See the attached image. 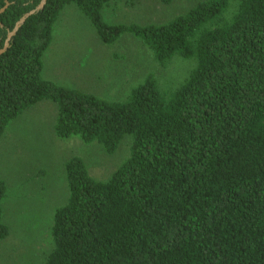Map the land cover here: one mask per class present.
I'll list each match as a JSON object with an SVG mask.
<instances>
[{"label":"trees","instance_id":"obj_1","mask_svg":"<svg viewBox=\"0 0 264 264\" xmlns=\"http://www.w3.org/2000/svg\"><path fill=\"white\" fill-rule=\"evenodd\" d=\"M0 47L43 0H7ZM111 0H46L0 55V136L43 100L58 106L59 138L102 144L131 137L129 157L106 181L79 156L65 162L67 202L54 214L42 264H264V0H196L161 24H112ZM169 4L172 0H160ZM6 0H0V9ZM74 4L105 44L129 34L162 67L194 58L186 82L165 92L153 74L125 100L49 80L44 56L56 21ZM5 184L0 182V239Z\"/></svg>","mask_w":264,"mask_h":264},{"label":"rangeland","instance_id":"obj_2","mask_svg":"<svg viewBox=\"0 0 264 264\" xmlns=\"http://www.w3.org/2000/svg\"><path fill=\"white\" fill-rule=\"evenodd\" d=\"M198 1L111 0L103 8L107 22L141 25L165 23L188 12ZM236 8L231 0L229 13ZM196 66L194 58L176 55L160 66L141 40L124 35L115 44L101 41L90 19L70 4L55 23L44 56V76L106 100H125L153 74L165 92L176 90ZM58 106L43 100L13 119L0 136V182L5 184L3 221L10 231L0 239V264H42L52 251L55 211L69 197L65 162L79 156L89 174L106 181L129 157L126 137L109 154L102 144L79 137L59 138L54 130Z\"/></svg>","mask_w":264,"mask_h":264},{"label":"water","instance_id":"obj_3","mask_svg":"<svg viewBox=\"0 0 264 264\" xmlns=\"http://www.w3.org/2000/svg\"><path fill=\"white\" fill-rule=\"evenodd\" d=\"M46 0H43L42 3L34 10L26 13L15 25L14 29L9 33L8 35V39L5 43V46L3 48L0 47V55L5 52V50L8 48L9 46V42L10 39L12 38V36L19 30V28L22 26V24L25 22V20L28 18V16H30L31 14L35 13L37 10L42 9L44 4H45ZM9 6V2L6 0V4L4 5V7H2L0 9V16L2 13L5 12V10L8 8ZM0 26H1V21H0Z\"/></svg>","mask_w":264,"mask_h":264}]
</instances>
